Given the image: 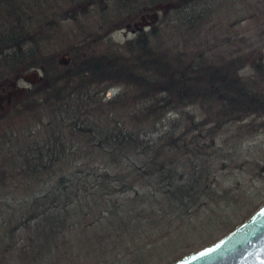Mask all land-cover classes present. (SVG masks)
I'll return each mask as SVG.
<instances>
[{"label":"trees","instance_id":"trees-1","mask_svg":"<svg viewBox=\"0 0 264 264\" xmlns=\"http://www.w3.org/2000/svg\"><path fill=\"white\" fill-rule=\"evenodd\" d=\"M224 1L0 0V77L44 78L0 115V264H166L252 203L230 179L258 163L238 160L223 126L264 127V88L238 74L239 58L169 52L156 22L86 53L125 16L168 4L174 29L192 32ZM195 103L210 120L168 123Z\"/></svg>","mask_w":264,"mask_h":264},{"label":"rangeland","instance_id":"rangeland-1","mask_svg":"<svg viewBox=\"0 0 264 264\" xmlns=\"http://www.w3.org/2000/svg\"><path fill=\"white\" fill-rule=\"evenodd\" d=\"M168 6V4H161L157 6L156 11L148 10L142 14L125 16L109 28L104 27L103 30H100L101 33L103 32L102 41L91 46L89 52L86 51V53L104 54V52L111 51L116 46L125 44L127 39L134 37L136 30L149 28L156 22L152 27L158 31L159 35L154 38V42L159 43L164 49L169 48V52L180 55L186 53L187 56L205 53L208 59L215 60V62L237 57L239 58L236 68L238 74L248 82L250 81L255 88L259 90L264 88V0L224 1L213 17H209L205 23L198 24L192 32L182 28L174 29L173 12L169 8L166 9ZM66 59L64 56L60 57V60ZM41 82H44V78L42 70L38 68L19 69L1 76L0 115L16 99L23 97L28 88ZM118 90V87H113L105 95L111 96ZM177 111L173 110L168 113V123L174 120L183 124H188L194 119L208 121L211 116L206 108L201 107L199 103L183 108L182 114ZM231 122V120H227L223 127L227 126L225 136L236 133V144L240 146L241 151L238 160L256 159L255 164H258L253 169L245 167L243 172L233 169L234 178L232 177L230 180L236 182L233 183L236 187L237 185H247L249 193L246 197L248 199L253 197V201L249 204L251 200H247L246 205L239 206L235 212L228 211L229 215L216 219L215 223L209 225L214 227L206 226L195 232L194 238L187 239L188 244L190 243L189 246H195L201 241L204 243L203 245L214 241L246 218L263 200L264 127L239 136L236 130L237 123L231 124ZM255 164L253 163V165ZM259 192L262 194L256 199L255 196H258ZM248 206L249 208H247Z\"/></svg>","mask_w":264,"mask_h":264},{"label":"water","instance_id":"water-1","mask_svg":"<svg viewBox=\"0 0 264 264\" xmlns=\"http://www.w3.org/2000/svg\"><path fill=\"white\" fill-rule=\"evenodd\" d=\"M167 264H264V199L225 234Z\"/></svg>","mask_w":264,"mask_h":264}]
</instances>
